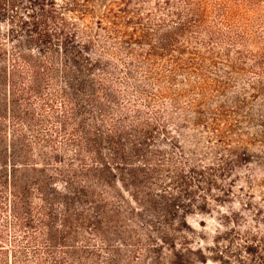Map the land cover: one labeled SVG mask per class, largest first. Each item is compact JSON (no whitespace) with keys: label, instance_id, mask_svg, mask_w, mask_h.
I'll return each instance as SVG.
<instances>
[{"label":"rangeland","instance_id":"374dc122","mask_svg":"<svg viewBox=\"0 0 264 264\" xmlns=\"http://www.w3.org/2000/svg\"><path fill=\"white\" fill-rule=\"evenodd\" d=\"M18 1L0 16V68L25 43L14 15L27 2ZM54 1L112 65L90 79L129 81L115 89L127 92L119 101L130 111L114 118L144 149L128 148L138 172L133 180L125 172L129 189L119 169H110L117 194L93 187L117 216L72 208L70 226L54 224L71 235L66 244L80 263L264 264V0ZM55 181L48 192L66 196Z\"/></svg>","mask_w":264,"mask_h":264},{"label":"trees","instance_id":"16d2710c","mask_svg":"<svg viewBox=\"0 0 264 264\" xmlns=\"http://www.w3.org/2000/svg\"><path fill=\"white\" fill-rule=\"evenodd\" d=\"M26 2L21 15H14L21 29L15 34L26 37L25 43L8 53L7 69L0 68V264H81L66 244L71 235L65 228L54 230V224L70 226L72 208L94 210L104 218L117 216L113 203H106V193L93 187L117 194L110 185V169L122 172L120 182L128 189L125 172L131 180L138 179L132 168L136 151H144L142 137L131 141L124 133L125 119L114 118L130 111L119 101L127 92L115 86H132L128 80L108 83V78L94 83L92 76L112 67L93 51L96 45L82 41L83 32L71 29L54 0ZM17 6L18 0H0V16ZM32 45L36 51L31 52ZM80 45L86 49L80 50ZM127 76L135 79L130 70ZM130 128L140 132L135 123ZM130 143L136 151H129ZM148 170L140 171L145 185ZM52 180L64 185L68 194L49 193ZM138 188L135 184L137 195ZM37 197L42 204L36 203ZM9 213L12 219L5 220ZM7 230L15 234L11 240Z\"/></svg>","mask_w":264,"mask_h":264}]
</instances>
